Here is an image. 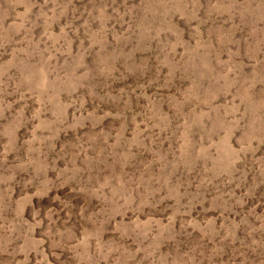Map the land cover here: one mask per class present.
Returning a JSON list of instances; mask_svg holds the SVG:
<instances>
[{
  "label": "rangeland",
  "instance_id": "374dc122",
  "mask_svg": "<svg viewBox=\"0 0 264 264\" xmlns=\"http://www.w3.org/2000/svg\"><path fill=\"white\" fill-rule=\"evenodd\" d=\"M0 264H264V0H0Z\"/></svg>",
  "mask_w": 264,
  "mask_h": 264
}]
</instances>
